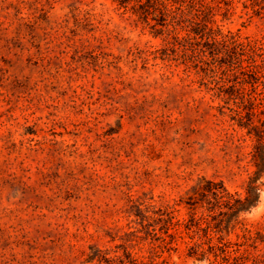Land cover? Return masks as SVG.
<instances>
[{"label": "rangeland", "instance_id": "rangeland-1", "mask_svg": "<svg viewBox=\"0 0 264 264\" xmlns=\"http://www.w3.org/2000/svg\"><path fill=\"white\" fill-rule=\"evenodd\" d=\"M232 2L216 24L264 46V14ZM135 19L112 0H0V264H223L187 257L182 228L156 248L140 216L188 221L201 178L243 195L252 141L211 79L162 61L166 41ZM253 177L258 204L224 241L264 235Z\"/></svg>", "mask_w": 264, "mask_h": 264}, {"label": "trees", "instance_id": "trees-1", "mask_svg": "<svg viewBox=\"0 0 264 264\" xmlns=\"http://www.w3.org/2000/svg\"><path fill=\"white\" fill-rule=\"evenodd\" d=\"M112 1L118 9L135 17V22L146 26L153 37L164 38L167 49L160 53L162 61L175 67L182 65L187 76L193 73L201 80L211 79L212 96L223 103L218 108L232 103V120L252 141L249 163L254 172L243 195L231 193L221 181L201 178L185 202L191 212L188 221H174L173 210L169 211L172 207H166L153 209L148 216L140 212L141 226L151 240L160 242L156 248L168 249L175 244L181 239L177 230L182 228L193 241L187 248L189 258L212 257L223 264H259L260 256L254 254L264 244L260 231L242 226L234 243L224 241L222 233L233 232L242 225L240 216L250 212L259 201V187L253 176H264V46L239 33H224L216 24L214 11L223 6L228 14L233 9L232 0ZM243 7L250 11V18L264 14V0H245ZM244 90L249 93L243 94Z\"/></svg>", "mask_w": 264, "mask_h": 264}]
</instances>
